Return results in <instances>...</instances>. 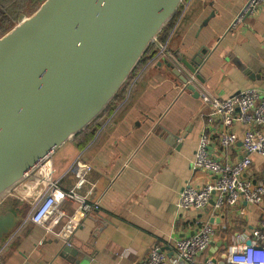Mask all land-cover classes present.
Wrapping results in <instances>:
<instances>
[{"label": "crops", "instance_id": "crops-1", "mask_svg": "<svg viewBox=\"0 0 264 264\" xmlns=\"http://www.w3.org/2000/svg\"><path fill=\"white\" fill-rule=\"evenodd\" d=\"M246 2L186 0L164 41L172 56L145 62L137 73L135 100L122 116L117 117L128 97L111 104L110 113L90 126L93 136L85 146L79 147V134L53 154L54 179L65 190L74 184L67 173L72 162L81 157L91 164L88 183L78 191L92 188L89 203L97 208L38 225L29 220L28 203L14 206L7 199L4 210L18 207L19 221L0 242V264H66L59 253L68 243L79 250L81 264H141L154 244L164 248L171 264L170 238L191 231L212 211V202L201 211L177 209L205 125L208 103L202 93L225 98L244 88H264V3L257 13L234 23ZM179 57L198 64L202 81L193 78L198 96L171 71L172 66L183 67ZM263 169L264 160L253 156L252 171L262 180ZM207 179L202 174L201 182ZM76 206L65 201L62 208L70 215ZM263 211L264 202L226 210L202 264H228L236 236L247 243Z\"/></svg>", "mask_w": 264, "mask_h": 264}, {"label": "water", "instance_id": "water-1", "mask_svg": "<svg viewBox=\"0 0 264 264\" xmlns=\"http://www.w3.org/2000/svg\"><path fill=\"white\" fill-rule=\"evenodd\" d=\"M185 2L43 0L0 37V242L19 221L18 207L4 210L10 193L103 117ZM179 59L172 73L198 96V64ZM80 255L71 245L59 253L66 264Z\"/></svg>", "mask_w": 264, "mask_h": 264}, {"label": "built area", "instance_id": "built-area-1", "mask_svg": "<svg viewBox=\"0 0 264 264\" xmlns=\"http://www.w3.org/2000/svg\"><path fill=\"white\" fill-rule=\"evenodd\" d=\"M263 3L264 0H247L234 23L246 15L257 13ZM160 55L172 56L166 43H162L154 57ZM153 58L149 59L150 63L154 62ZM137 77L138 74L127 87L124 99L128 97ZM202 97L208 103V110L204 114L205 125L200 131L191 160L190 175L179 192L177 209L201 211L212 202V211L207 220L194 225L191 231L170 238L174 257L171 264L180 261L184 264H202L203 253L222 226L225 211L241 203L260 206L264 202V182L252 171L253 156L264 160V88H244L225 98L204 92ZM235 148L241 152L239 158L236 157L238 153ZM91 171V164L81 157L76 158L67 170L73 175L74 184L65 190L54 179L55 170L51 157H48L37 165L33 179L15 187L8 199L26 203L33 197L35 187L39 186L30 205L29 216V220L38 225L53 217L67 216L73 219L86 215L97 208L89 203L92 188L83 193L78 190L88 183ZM202 174L208 176L204 182H201ZM65 201L77 202L70 215L62 208ZM236 239L237 242L227 253L228 264H264V211L258 225L250 232L249 243L238 235ZM141 264H168L167 253L160 244H154Z\"/></svg>", "mask_w": 264, "mask_h": 264}, {"label": "trees", "instance_id": "trees-1", "mask_svg": "<svg viewBox=\"0 0 264 264\" xmlns=\"http://www.w3.org/2000/svg\"><path fill=\"white\" fill-rule=\"evenodd\" d=\"M43 0H41L42 2ZM177 16V13L176 15L172 18V20L167 24L166 28L163 30V32L160 34V36L158 37V40L161 42V43H164V41L166 40L167 36H168V32L171 28V26L173 25V22H174V19L176 18ZM151 51V49H150ZM150 51L148 52V54L150 53ZM150 58L149 57H145L142 62L139 64L138 68L134 71V73L131 75L129 81L127 82V84L122 88V90L116 95L114 101L112 104H116L118 103L119 101H122L126 95V89L127 87L129 86L130 82L135 78V76L137 75L138 71L141 69V67L145 64V62L147 60H149ZM139 81H140V77L138 76L132 87H131V90L129 91V95H128V98L127 100L125 101V103L121 106L120 108V112L119 114L117 115V117H121L122 114L125 112L126 108L128 105H130L134 100H135V92H136V88L139 84ZM111 111V108H109L105 114H109ZM92 136H93V133L91 132V127H88L84 132H82L76 139V141L78 142L79 144V147H83L85 146L91 139H92ZM14 206H17V202H13ZM27 207H25L26 209Z\"/></svg>", "mask_w": 264, "mask_h": 264}, {"label": "rangeland", "instance_id": "rangeland-1", "mask_svg": "<svg viewBox=\"0 0 264 264\" xmlns=\"http://www.w3.org/2000/svg\"><path fill=\"white\" fill-rule=\"evenodd\" d=\"M21 1L25 0H0V11L4 15L3 18L0 16V37L8 32L21 17L24 18L33 13L41 3V0H37L38 2L29 7L30 5L27 1L26 7H24L25 10H23L20 9L21 3L23 4V2ZM9 16H11L13 20H8ZM5 17L7 18V20Z\"/></svg>", "mask_w": 264, "mask_h": 264}, {"label": "flooded vegetation", "instance_id": "flooded-vegetation-1", "mask_svg": "<svg viewBox=\"0 0 264 264\" xmlns=\"http://www.w3.org/2000/svg\"><path fill=\"white\" fill-rule=\"evenodd\" d=\"M28 1V3H29V7H31V6H33L36 2H38V1H40V0H25V1H21V2H23V4L21 3V8L20 9H23V10H25V8L24 7H26V2ZM2 14V12L0 11V16L3 18V14ZM6 18V17H5ZM6 20H7V18H6ZM8 20H13V18L11 17V16H9L8 17Z\"/></svg>", "mask_w": 264, "mask_h": 264}]
</instances>
